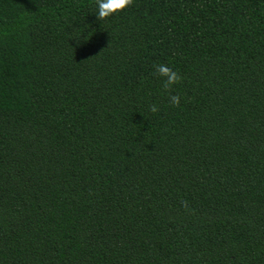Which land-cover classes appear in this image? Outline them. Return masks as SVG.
Returning a JSON list of instances; mask_svg holds the SVG:
<instances>
[{
    "label": "trees",
    "instance_id": "trees-1",
    "mask_svg": "<svg viewBox=\"0 0 264 264\" xmlns=\"http://www.w3.org/2000/svg\"><path fill=\"white\" fill-rule=\"evenodd\" d=\"M95 12L0 0V264H264V0Z\"/></svg>",
    "mask_w": 264,
    "mask_h": 264
},
{
    "label": "clouds",
    "instance_id": "clouds-1",
    "mask_svg": "<svg viewBox=\"0 0 264 264\" xmlns=\"http://www.w3.org/2000/svg\"><path fill=\"white\" fill-rule=\"evenodd\" d=\"M94 3L96 6V18L98 20H105L113 14L132 5L133 0H94ZM153 67L154 75L163 78L164 91H169L173 85L179 83L182 79L181 75L177 71L173 70L166 64H154ZM180 99L181 98L178 94L169 95V104L174 107H179ZM149 110L155 113L159 109L155 104H153L149 106Z\"/></svg>",
    "mask_w": 264,
    "mask_h": 264
}]
</instances>
